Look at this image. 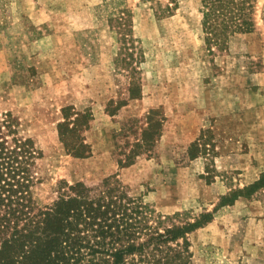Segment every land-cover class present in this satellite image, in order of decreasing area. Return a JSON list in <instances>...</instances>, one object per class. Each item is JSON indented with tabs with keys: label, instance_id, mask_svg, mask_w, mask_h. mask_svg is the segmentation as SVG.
I'll list each match as a JSON object with an SVG mask.
<instances>
[{
	"label": "rangeland",
	"instance_id": "374dc122",
	"mask_svg": "<svg viewBox=\"0 0 264 264\" xmlns=\"http://www.w3.org/2000/svg\"><path fill=\"white\" fill-rule=\"evenodd\" d=\"M251 3V32L219 49L200 0H0V114L42 152L37 204L114 176L162 216L215 209L188 235L195 264H264V190L218 206L264 173V0ZM66 106L92 112L87 158L58 137ZM149 116L159 135L137 149Z\"/></svg>",
	"mask_w": 264,
	"mask_h": 264
},
{
	"label": "trees",
	"instance_id": "16d2710c",
	"mask_svg": "<svg viewBox=\"0 0 264 264\" xmlns=\"http://www.w3.org/2000/svg\"><path fill=\"white\" fill-rule=\"evenodd\" d=\"M251 1L200 0L205 43L223 49L233 35L251 32ZM128 93L130 99L140 97L135 81ZM62 115L57 132L66 152L80 159L91 156L84 137L91 110L66 106ZM151 117L137 149L147 148L159 135L162 123ZM20 126L11 113L0 114V264H195L188 235L209 223L215 209L185 221L179 220V213L162 216L114 176L92 186L84 182L63 186L51 204L39 206L33 194L40 183L37 161L42 152ZM132 155H125L119 165H131ZM260 190L264 173L222 196L218 206Z\"/></svg>",
	"mask_w": 264,
	"mask_h": 264
}]
</instances>
